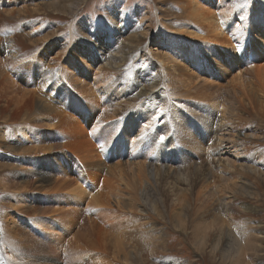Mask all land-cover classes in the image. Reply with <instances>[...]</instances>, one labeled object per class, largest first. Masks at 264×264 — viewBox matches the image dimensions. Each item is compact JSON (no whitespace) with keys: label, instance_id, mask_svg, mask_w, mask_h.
<instances>
[{"label":"rangeland","instance_id":"rangeland-1","mask_svg":"<svg viewBox=\"0 0 264 264\" xmlns=\"http://www.w3.org/2000/svg\"><path fill=\"white\" fill-rule=\"evenodd\" d=\"M67 1L0 0L1 18L5 17L6 13L8 15L6 16L8 19L3 18L2 22L0 21V38H2V33L3 35L7 34V36L11 38L13 44H15L17 50V57L15 55V57L10 58L7 54L8 52L0 48V74L2 73L0 80L4 78H9L11 80V82L10 80L4 81L6 85L5 89L7 88V90H3V84L0 82L2 86V88L0 86V95L1 92H6L5 95L8 94L15 97L16 94L18 95L16 97L22 98V94L39 84L41 77H37L36 73L40 74L41 72L39 70H42L44 74L51 72L50 74L53 76L56 74V71L59 72L61 81H63L64 84L61 85L57 78L55 84H58L57 87L59 89L65 88V90L70 93L69 98L72 99V101L76 100L74 103L70 104L71 107H68L65 111L69 112L70 116H62L61 118V115L58 116L53 114V116L56 117L53 121L54 127L49 130H46V127H43L42 123L38 121V118H41L42 115L48 117V114L43 113L35 117L36 111L32 112L34 108L37 110L35 106H32L34 107L33 109L32 107L29 109L30 113L28 114L30 118L25 116L28 114L24 115V110V112L22 111L23 114L20 112L21 115L19 118L17 116L14 117L13 110L17 106L15 104L9 105L5 108L4 112L0 113V134H4L3 137L2 134L0 135V163L3 165H0V184L13 185L8 190H4L0 185V205H2L0 206V222L5 215L8 220L16 222L18 227H21L31 237L41 243L49 244L51 245L50 247L54 245L57 246V244L53 242L57 238L60 240L62 247L64 245L73 246L71 238L73 235L72 233H76L77 227H79L82 222L79 211L83 210L86 203L79 204L77 209H75L77 214L74 215L75 218L71 222L73 225L72 228L69 229L64 227V221H69L73 217V215L69 217L65 213V210L71 208L73 203L66 197L70 196L71 193L61 186V175L65 174L72 175L74 178L78 177L73 170V165L77 164L79 169L85 172L90 182L91 189L95 185H92L93 182L90 181L89 172L94 171V174L96 173L99 176L98 185L100 179L105 178L104 182L109 184L111 189L117 188L119 191L123 192L126 191L124 189H127L128 192H130V188L124 187V182L120 180L119 171H121L125 177H130V171H128L126 165L136 159L142 158V160H144L146 157L144 153H146V151L143 153L140 149L148 147L155 142L153 146L154 151L148 154V158L156 157L162 153L166 154V173L168 176L166 173L165 176L157 172L155 175V183L158 184L156 187L165 203L163 209H166H164L163 212L165 213L166 211V213H168H165V216L168 219L169 217L176 219H170V221L165 224L162 220V216L160 218H158L159 216L154 217L157 220L151 222L155 224L156 230H160V232L163 231L161 234L162 236L159 235L158 237V232L154 234L153 231H148V229L144 227L137 226L138 223L142 225V221L148 220L145 218H142V220L141 218H136V220H134V218L132 219L125 213H122V215H124L123 217L130 222L121 216L120 225H122L120 226L117 223L119 221H117L115 222L117 227L115 225V227L112 226L114 229L109 226L105 232L106 238L108 239L105 238V241L102 242L103 249L109 253L110 262L107 264H129L123 259L125 252L124 245H128V248L133 251L141 250L142 252L140 253L141 261H136L135 259L134 262H131L133 264H146V261L147 264H170L171 262L177 264H234L233 262L236 258L233 260L232 258L224 257L221 245L216 250H211V245L213 243V237L211 235L212 227L217 224L220 220L218 218H221V216L214 211L209 213L206 212L204 215L192 214V210L194 204H196L194 202L196 199L195 197L199 192L208 191L206 190L207 188L211 190L210 187L213 188L217 185L218 191L215 194L217 196L222 192V189L224 190L227 188L223 184L219 174L220 170H218L217 167V154L219 155L217 151L219 150L217 146L218 142L209 135V129L211 123L212 130L216 127V119H213V117L219 118V115L224 113L221 106L224 104L223 97L225 96V92H229V90L231 91L234 88L237 89L238 84L236 76L238 68L244 66L247 55L250 56V59L255 65V71L251 73L252 79L257 84H264V44L260 43L262 48L258 54H256V47L251 50L247 44V42L252 44L254 42L257 43L260 39L264 42V0H239L242 6L241 13L243 16L238 17L239 15H237L233 17V26L237 23L236 25L240 30L237 34L235 33V35H232L234 37L228 35L226 30H224L222 34L213 32L211 30L212 27H209L210 23L208 24V22L204 20L189 18L187 15L189 11V0H79L78 4L75 3V5L77 4L76 8L72 11H68V7L66 6L62 9L60 8L61 10L52 6L54 4H59L60 7V5H66V3H68ZM196 3L205 9L209 8L211 10V12L208 13L209 15L217 13L214 7L205 3L203 0H197ZM45 4H49L50 9H48L49 5L47 6ZM13 9L17 11L14 12ZM12 12L14 14H12ZM179 25H181L183 29L179 28ZM148 26L150 30L146 32ZM183 26H193L195 32H191V35L187 34ZM123 27L124 29H122ZM219 27L220 28L216 30L217 32L222 30L221 26ZM235 31L237 32L238 30ZM244 37H246V39H244V44L248 46L247 49L239 46L242 50V55L240 57L237 53V48H235V54L233 53L231 44H238V39ZM122 39L130 40L132 44L139 43L134 56L128 59L127 63L122 66L118 72H113V70L111 72L107 68H102L103 70L98 68L100 62L91 60L93 55L95 58H98L96 49H98L99 46L104 47L107 44L116 45V42ZM1 42L0 39V44ZM45 49H49L50 51L45 53ZM62 49L63 54H61ZM57 53L62 55L61 59L56 61V63L52 62L50 67L53 69L48 71L49 69H47L43 63H46V59L56 56ZM79 54H81L84 59H82ZM226 56H233L232 61L235 59L236 62H238V67H233L227 63L224 60ZM68 59H70L69 62L66 61ZM31 60L34 61L36 65L30 63ZM169 63H171V65ZM223 66H225V68ZM164 71H166V74ZM141 75L157 78L155 80L157 83L155 87H157V89L155 87L152 89V93L154 94L153 97L157 99H154V101H151L149 104L145 102L144 98L132 99L129 101V103H131L128 105L118 104V101H115L117 99L116 94L127 89L134 81L138 80L140 82L142 80ZM201 78L205 79L206 83H212L210 84L211 86L216 88L219 87V91H217L216 95H219L218 93L222 94L220 99H217V101L219 100L218 102L197 97L195 96L196 94L189 89L191 87L190 85L197 83ZM173 84L175 86H172ZM183 84L185 85L183 86ZM8 85L11 87L14 95L9 94L11 89H9L10 87ZM231 85H235V87ZM169 87L171 88L167 90ZM172 87L177 90H172ZM15 88L16 91L18 90L17 93L20 91L18 94L13 90ZM204 88L206 89L207 86ZM208 89L209 88H207V92L209 91ZM188 92L190 94H186ZM243 95H246L244 97L245 102L246 100L247 102L250 101L249 103L252 102L250 99L248 100L246 98L248 93H244ZM5 99V96H0L1 106L6 104ZM165 101L166 104H163ZM53 102H59L58 95L54 96ZM249 103L244 105L245 110L243 109V112H239L242 115V122L236 126L235 130L252 135L249 137L250 139H247L248 142H245L247 147L246 152L248 153H246L247 155L245 154L246 158L242 157V159L245 161L250 159L253 160L252 162L256 160V166L262 167V169L260 167L259 172L256 171L255 175L253 174L250 179L256 180V182L253 181L255 183L259 181L262 183V181H264V175H262L264 173V118L261 116L258 107H256L254 103H252V105ZM226 110L229 112L228 109ZM230 112L229 114L231 115L232 113ZM32 118H34V121ZM34 123L37 124V126ZM201 125H203V127ZM150 126L152 128H149ZM143 127H145V129ZM146 128L148 133L151 132V136L147 141H144V137L148 134L145 133L147 131ZM87 131L88 133L91 131V134L87 135ZM142 131H144L145 135L143 134V136H140L142 135ZM122 133L124 138L121 136ZM234 136L232 137L235 138ZM76 139H78V141H76ZM86 139L87 141L89 139V145L86 144ZM73 141L75 142L71 147L66 145L67 142L73 143ZM79 142H81V144ZM138 142H144L140 149L137 146L139 144ZM122 143L124 145L121 146L122 149L118 153V150L114 149L115 144L121 145ZM34 144L47 145V148H45L47 151L21 152L22 149L31 147ZM215 149L216 151H213ZM168 152H171V155L168 154ZM67 153L70 155L69 158H65L64 156V154L67 155ZM92 153L93 155L95 154V157L93 155L91 156ZM258 154L260 155L258 156ZM240 161H242L241 163L244 162L243 160ZM120 164L121 166H119ZM235 165H237V162ZM107 166L118 167L115 170H113L114 167H109V169H111L110 171ZM120 168H122V170H120ZM194 168H196V170ZM236 168H238L237 171H241V173L244 172L243 166L238 165ZM123 170L126 172L128 171L129 174L125 171L123 172ZM108 171L110 172L108 173ZM42 175L47 176L48 182H43V184L39 186L40 190L36 187L37 189L30 188L19 191L22 187L28 186L29 183L33 185L32 183L39 181ZM181 177H183L186 185L181 184L180 182L182 181L177 180L182 179ZM238 179L239 178L236 177L234 178L235 181L233 180V182H231L228 188L230 193L227 195L226 199L230 200V206L233 208V211L230 209V214L232 211V216L229 214L231 217L230 219L234 220L232 221V225L233 222H238L240 224L241 222L238 220L242 221L243 219L242 222L248 221L247 229L249 228L251 233L246 235L247 237L244 236L241 238L242 240H246L247 238L250 239V245H252L250 249L242 253L243 256L241 259L244 260L242 264H264V251L256 247L257 241L262 240L260 231L262 229L264 230V183L259 185L263 186H261V188L257 185L260 182L257 184L252 183L253 187H255L252 188L253 193H255L252 199L245 193H241V182L240 179ZM192 180L193 183L196 182V185L192 184ZM202 181L204 183H202ZM236 181H239V183ZM187 183H189V185ZM232 183L236 184L232 186ZM212 184L213 186H211ZM206 185H208V187ZM200 186H202V188ZM219 187H222V189ZM17 188L19 189L16 190ZM84 188L86 190L90 189L87 187ZM199 188L206 189L200 191ZM189 189H191V192ZM228 189L224 191L228 192ZM219 190L221 191L219 192ZM262 192L263 196L261 195ZM239 194L242 198L238 197ZM45 195L50 196L49 201L46 199ZM182 196L185 198L188 196L184 201H190L188 206L190 219L188 216V218L185 217L189 221L186 219L179 220L181 208L179 206L182 205V202H180ZM178 198H180V200ZM231 198L234 199L235 202L237 201L238 204L243 199L244 202L256 205L257 210L255 214H252L254 212H243L238 207V204L234 203V200ZM15 200L24 205L34 207L37 210L30 208L28 210H31V213H25L16 210L17 207H15L14 209L6 211L7 206L11 205L10 202L14 203ZM211 202L215 204V202L210 201L208 206L213 209L216 204L213 206ZM169 205L177 207L171 208ZM1 208L4 209L2 210ZM56 208H60L65 216H61ZM206 209V207L203 209L202 207L200 208V210ZM110 210L117 212L114 201L111 202ZM33 211L36 212V217L39 215L35 221L41 223L42 227H38L32 220ZM39 211L46 212L39 213ZM169 212H172V214ZM176 213L177 216L175 215ZM87 214L91 216L93 215V211H88ZM77 216H79L78 219ZM240 216L243 217L241 218ZM204 217H206V220ZM224 218H222V220ZM226 219H228L231 224V220L229 218ZM111 221H115V219L112 218ZM172 221L174 222L172 223ZM170 222L172 224H170ZM218 223H220V221ZM31 226H34L35 229H32ZM83 227V232L87 233L88 230L85 229V226ZM160 227L166 228L162 229ZM144 230H146L148 234H146ZM69 232L71 234H69ZM237 232H241V230L238 229ZM204 235L205 239L201 243V238ZM146 237L148 239H146ZM163 238L167 239L165 240L167 247L164 249L163 244L165 241ZM117 240L118 242H116ZM1 258L4 262V257Z\"/></svg>","mask_w":264,"mask_h":264},{"label":"bare ground","instance_id":"bare-ground-1","mask_svg":"<svg viewBox=\"0 0 264 264\" xmlns=\"http://www.w3.org/2000/svg\"><path fill=\"white\" fill-rule=\"evenodd\" d=\"M65 1H67V0H65ZM196 1L197 0H189V11L187 13L189 18H194L196 20H204L205 22H208V24L210 23L209 27L211 26L212 27L211 30L213 32H216L217 34H220V33L222 34V32L224 30H226L228 35H230L231 37H234L232 35H235V33L237 34L240 31L238 26L236 25L237 23H235L234 26H233V23H232L234 16H237V15H239L238 17L243 16V14L241 13V11H242L241 7L242 6L240 5L239 0H203L205 3L211 5L212 7L215 8L217 13L214 14V15L213 14L209 15L208 13H210L211 10L209 8L205 9V8L201 7L200 5H198L196 3ZM67 2L68 3H66V5H60V7H59V4H54V3H53L54 5H52V6L54 8H56V9H60V8L62 9V8H64V6H66V7H68V11H72L73 9L76 8V5L79 3V0L78 1L68 0ZM75 3H77V4L75 5ZM45 5H47V4H45ZM48 9H50V5H49ZM13 11H14V9H13ZM15 11H17V10H15ZM12 14H14V13L12 12ZM4 16H5V14H4ZM6 16H8L7 13H6ZM6 16L1 18V15H0V18H1L0 21L2 22L3 18L4 19L5 18L8 19V17H6ZM219 26H221L222 30L217 32L216 30H218V28H220ZM183 27L185 28L184 30H186L187 34L191 35L192 34L191 32H195V28L193 26H189V27L183 26ZM179 28H182V26L179 25ZM122 29H124V27ZM149 30H150V28L148 26L146 28V32H149ZM235 30H238V31L236 32ZM136 32H138V31H136ZM131 34H132V31H131ZM148 35H149V33H148ZM245 35H247V34H245ZM246 37L239 38L238 39L239 43L236 44V45H234L233 43L231 44L232 49H233V53L235 54L234 51H235V48H237V53L239 54L240 57L242 55V50H241V48L239 46H241L243 48L245 47L247 49V46L249 45V48H251V50L254 47H256V49H255L256 50V54H258L261 51V48H262V45H260V43L264 44L262 39H260V40L258 39L259 41H257V43L254 42L255 44L254 43L252 44V43H248L247 42L248 45H246V44H244V39H246ZM0 39L2 41L1 44H0V48L2 50H6V52H8L7 53L8 56L10 58L15 57V55L17 54V50H16L15 44H13L11 38L9 36H7V34L3 35V33H2V38H0ZM130 40L129 41L128 40H123V39L122 40H118L116 42V45L112 44L113 46L112 45H108V44L106 46H104V47L103 46H99V48L96 49V52L98 54V58H95V56L93 55L91 57V60H97L98 62H100V65H99L98 68H101V69L102 68H107L111 72H112V70H113V72H115V71L118 72V70H120V68L127 63V60L134 56V54L136 53V51L138 49V44L139 43L132 44V41H130ZM49 49H45L44 50L45 53H48L50 51ZM61 54H63V49L61 51ZM61 54L57 53L56 56L51 57L49 59H46V63L44 62L43 64H44V66L47 69H49L48 71H50V69H53L52 67H50V64L52 62L56 63V61H59V59H61V56H62ZM79 56L82 59H84V57L81 54H79ZM16 57H17V55H16ZM165 59H167V58H165ZM224 60L227 63H229L230 65H232L233 67H238V62H236L235 59H234V61H232L233 60V56H226V57H224ZM66 61L69 62L70 59H68ZM168 62H170V61H168ZM30 63L36 65L34 63V61H32V60H31ZM169 64L171 65V63H169ZM166 65H168V64H166ZM223 67L225 68V66H223ZM254 67H255V65L253 64V61L250 59V56L247 55L246 56V62L244 63V66L242 68H238V73H237V76H236V81H237V84H238L237 89H235V88L233 89L232 88L233 90H231V91L229 89H227V90H229V92H227V91L225 92L224 95L226 97L225 96L223 97L224 104L221 106L222 109H223L222 111L224 113L222 115H219L220 116L219 118L213 117V119H216V122H215L216 123V127H215V129L212 130V123H211V127L209 129V131H210L209 135L212 138H214V140H216L218 142L217 146L219 147L218 148L219 150H217V151H218L219 155L217 154V156H218V158H217V167H218V170H220L219 174H220V177H221V179L223 181V184L227 187L224 190H227L229 188L231 182H233L234 178L237 177V178L240 179V182H241V184H240L241 187H242L241 188V191H242L241 193H245L250 198H252L253 195H255V193H253V191H252V188H255V187H253L252 183L254 184L256 182V180H250V179L252 178L253 174L255 175L256 171L259 172V169H260L261 166L260 167H257L258 165L256 166V163H257L256 160H254V162H252L253 160H250V159L249 160L247 159V161L242 159V157L246 158L245 154L248 153V152H246V150H247L246 148L247 147H246V143L245 142H248L247 139H250L249 137H251L252 135L244 134L243 132L236 131L235 128H236V126L239 123L242 122V115L239 112L240 111L243 112V109L245 110L244 105H246L247 103L250 102V101L247 102V100H246L247 103L245 102V98L244 97L246 95L244 96L243 95L244 93L245 94L248 93V96L246 98L248 100L250 99L252 101L249 104L252 105V103H254V105L256 107H258V110L261 112V116L264 118V84L263 85H261L260 83L257 84L252 79L251 73H253L255 71ZM175 68H177V67H175ZM101 69H99V70H101ZM38 70H39V68H38ZM39 71L41 72L40 74L36 73L37 77H41V79L39 80V84L37 86H35V87H32V89H30L29 91L27 90L26 93L22 94L21 95L22 98L16 97V96H18L16 94H15V97L10 96L8 94H7L8 95L7 96V95H5L6 92H4V91H3L4 93L1 92V95L3 97L5 96V98H6L5 99L6 104H3L2 106L0 105V113L4 112L5 108L8 107L9 105L15 104L17 106L13 110V114H14V117L17 116L19 118V116L21 115L23 110L25 111V112L23 111L24 115H25V114L30 113V111H29L30 107L35 106L37 110H35V108L32 107V109L34 108V110H32V112L36 111L35 117L36 116L38 117L39 115H42L43 113H47L48 114V117L46 115H42L41 118H38V121H40L42 123L43 127H46V130H49L50 128L54 127V122L53 121H54V119L56 117L53 116V114L58 115V116L61 115V118H62V116L63 117L64 116H70V113L69 112H65V111H66V109L68 107H71L70 104L74 103L76 100L72 101V99L69 98V94L70 93H68L65 90V88L59 89L57 87L58 84H55L56 78H57L58 82L61 85L64 84L63 81H61V75H60L59 72L56 71V74L53 76V75L50 74L51 72L47 71L48 73L44 74L42 72V70H39ZM164 72L166 74V71H164ZM1 74H0V78L2 76ZM5 74H7V73H5ZM110 75H111V73H110ZM141 76H142V78H141L142 80L140 82L138 80H136L127 89H124L122 92L116 94V98L117 99L115 101H118V104H120V105L121 104L128 105V104L131 103V102L129 103V101H131L132 99L136 100L138 98H144L145 102H147L149 104V103H151V101H154V99H157V98L153 97L154 94L152 93V89L155 86H157V83L155 82V80L157 78L155 79L153 77L144 76V75H141ZM167 76H168V74H167ZM159 78H161V77H159ZM172 78H174V77H172ZM6 80L9 81L10 79L9 78H4V79L0 80L1 84H3L2 86L4 87L3 90H7V88L5 89L6 85L4 84L5 83L4 81H6ZM158 81H159V79H158ZM169 81H171V80H169ZM176 81H177V79H176ZM10 82H11V80H10ZM263 82H264V78H263ZM160 83H158V84H160ZM170 84H172V83H170ZM174 84L172 86L176 85V84L175 85ZM190 84H191V82H190ZM210 84H212V83H206L205 79L201 78L200 80H198L197 83H195L193 85H190L191 87L189 89H191L194 92V94H196L195 96H197V97H201V98L212 100V101L216 102L217 99H220V96H221L222 93L221 94L218 93L219 95H216L217 91H219V89H218L219 87L216 88V87L211 86ZM163 85H164V82H163ZM180 85H181V83H180ZM184 85L185 84H183V86ZM2 86H1V88H2ZM203 86L204 87L207 86V88H209L208 89L209 91L207 92V88L205 89ZM231 86H233V85H231ZM233 87H235V85ZM16 88H18V87H16ZM16 88L13 89V90L16 91ZM155 88L157 89V87H155ZM170 88L171 87L167 88V90L170 89ZM185 88L188 89L187 87H185ZM226 88H228V87H226ZM9 89H11V87ZM24 90H26V89H24ZM172 90H177V89L173 88ZM17 91H16V93H17ZM20 91H21V87H20ZM182 91H183V89H182ZM11 92H12V89H11ZM11 92L9 94L12 95L13 92L12 93ZM181 94H183V93H181ZM186 94H190V93L188 92ZM56 95L59 96V102L58 103H54L53 102V98ZM171 95H172V93H171ZM78 104H79V102H78ZM163 104H166V101ZM165 107H166V105H165ZM226 109H228L229 112L231 111L230 113H232V114L230 115L229 112H227ZM25 116L30 118L29 114L25 115ZM34 118H32L33 121H34ZM47 118H48V120H47ZM208 118H206V119H208ZM24 119H27V118H24ZM206 119H205V121H206ZM230 119H231V121H230ZM35 125L37 126V124H35ZM151 126L149 128L153 127V126L152 127ZM201 126L203 127V125H201ZM143 128L145 129V127H143ZM147 128H146V130H147ZM144 131H142V133H141L142 135H140V134L139 135L143 136ZM145 133H148V130ZM1 134H2V137H3L4 134L3 133H1ZM86 134L87 135L91 134V131L89 133L87 131ZM84 135H85V133H84ZM121 136L124 138L123 133L121 134ZM150 136H151V132H149L144 137V141H147L150 138ZM232 136H234L235 138H233ZM136 138H140V137H136ZM252 138H254V137H252ZM141 139H142V137H141ZM76 141H78V139H76ZM88 141H89V139H88ZM88 141L86 139L87 143L85 141L84 142L87 145H89ZM74 142L75 141H73V143L67 142L66 145L71 147L74 144ZM79 143L81 144V142H79ZM79 143H78V145H79ZM143 143L144 142H141V143H139L137 145L139 149L142 148ZM253 144H254V141H253ZM90 145H91V143H90ZM123 145H124L123 143L121 145L120 144H118V145L115 144L114 149L118 150V153H119L121 151V149H122L121 146H123ZM154 145H155V142L150 144L148 147L140 149L143 153L146 151V153H144L145 156H146L144 158V160H142V158L141 159H136L135 161H132L131 163L126 165L128 167V171H130V174L128 173V171L127 172L125 171L127 169L123 170V172L125 171L126 173H128L130 175V177L128 176L129 180H128L127 176H126L127 177L126 178L125 175H123V173L121 171H119V178H120V180L122 182H124L123 183L124 187H126V188L128 187V189L130 188V192H128L127 189H124V190H126L124 192H127V193H124L123 191H119L117 188L111 189V186L104 182L105 178L104 179H100V182H99V185H98L99 176L96 173L94 174V171L89 172L90 181L93 182L92 185H95L91 189L90 188L91 187L90 186V182L88 181L85 172L83 170H80L79 167L77 166V164L73 165V170H74V173L78 177L74 178V176L72 177V175H65V174L61 175V180H62V185L61 186H63V188H65L68 192L71 193L70 196H66V197H67V199H70V201H72V203H73V205H71V208H69L68 210H65V213L69 217L70 216L72 217V215H73V217L69 221H64V227L69 228V229L72 228L73 225H72L71 222L75 218L74 215L77 214L75 209H77L79 204L81 205V204L86 203L84 208H83V210L79 211V213L81 214V217H82V222L80 223L79 227H77L76 233L75 234L72 233L73 235H72L71 238H72L73 246H65L64 245L62 247V245L60 244V240L57 239V238L53 241L54 243L57 244V246L54 245L53 247H50L51 245H49V244L41 243V242L35 240L33 237H31L21 227H18L16 222H14L12 220H8L5 217V215H4L2 217L1 222H0V264H5V263L6 264H107V263L110 262L109 261V253L106 250L103 249L102 242L105 241V238H106V233H105L106 229L109 226L115 227L116 226L115 222H117V221H119L117 223L120 225V217L121 216H122V218H125V217H123L124 215H122V213H125L126 215L130 216L132 219L134 218V220H136V218H141V220H142V218H145L148 221H142L141 222L142 225H139V223H138L137 226L144 227L145 229H148V231H153L154 234H157V232H158L159 234L157 236L159 237V235H161L163 233V231L160 232V230H156L155 224H153V222H151V221L157 220L154 217H158L159 216L158 218H160L162 216V220L164 221L165 224H167L168 221H170V219H172V218L169 217V219H168L165 216L166 211H165V213L163 212V210L166 209V208L163 209L165 203H164V201L162 199V195L159 194V190L156 187V185L158 186V184L155 183V181H156L155 180V175H156L157 172L159 174H162V175H165V176L167 174L166 173V170H167L166 169V160H165L166 154L162 153L161 155H158L156 157L154 156L153 158L149 159L148 158V156H149L148 154L150 152L154 151V148H153ZM46 146L47 145L34 144L31 147L22 149L21 152L30 153V152H37V151H47V149H45V148H47ZM74 148H76V147H74ZM211 148H215V147H211ZM213 151H216V149L213 150ZM68 154L69 153H67V155L64 154L65 158H69L70 157V155H68ZM168 154L171 155V152H168ZM92 155H93V153L91 154V156ZM259 155L260 154H258V156ZM93 156L95 157V154ZM240 160H243L244 164L241 163L242 161H240ZM236 162H237V165H235ZM119 163H121V162H119ZM121 164L119 166H121ZM123 164H124V162H123ZM0 165H2V164L0 163ZM116 165H118V164H116ZM238 165L244 167V170H243L244 172L243 173H241V171H237L238 168H236V166H238ZM109 167H108V169H109ZM111 167H114V166H111ZM117 167L116 168L114 167L113 170L117 169ZM122 168H120V170H122ZM194 169L196 170V168H194ZM261 169H262V167H261ZM109 170L111 171V169H109ZM89 171H90V169H89ZM110 171H108V173ZM191 171H192V169H191ZM116 172H117V170H116ZM62 173H64V172H62ZM113 173H114V171H113ZM258 175H259V173H258ZM262 175H264V173ZM167 176H168V174H167ZM181 178L182 179H177V180L182 181L180 183L186 185V183H184L183 177H181ZM184 178H185V176H184ZM195 178H197V177H195ZM47 180H48L47 176H43L42 175V176H40L39 181L32 183L33 185H30V183H29L28 186L22 187L21 189L17 188L16 190L19 189V191H24V190H27V189H30V188H36V187L40 190L39 186H41L43 184V182H48ZM195 180H197V179H195ZM259 180H260V178H259ZM79 181H81V182H79ZM198 181H199V179H198ZM253 181H255V182H253ZM190 182H191V180H190ZM207 182L209 183V181H207ZM236 182L239 183V181H236ZM259 182H257L259 184H257V183H255V184H257L258 187L261 188L262 185L261 186H259V185L264 183V181H262V183H261V181H259ZM195 183H193V180H192V184H195ZM202 183H204V182L202 181ZM123 184H121V185H123ZM187 184L189 185V183H187ZM199 184H201V183H199ZM209 184H211V183H209ZM234 184H236V183H234ZM234 184L232 186H234ZM0 185H1V187L4 190H6V189L8 190V189H10L11 186H13L11 184H0ZM257 185H256V188H257ZM31 186H33V187H31ZM83 186L87 187V188H90V189L86 190ZM206 186L208 187V185H206ZM211 186H213V184ZM121 187H123V186H121ZM121 187H120V189H121ZM200 187L202 188V186H200ZM203 187H204V185H203ZM210 188H211V190L208 189V188L207 189L205 188L208 191H202V192H199V193H198V191H199L200 188L198 189V191H197L198 194L195 197L196 201L194 200V202L196 204H194V206H193L192 214H198V215L203 214L204 215L206 212L209 213L211 211H214L217 214H219L221 216V218H218V219H220L219 220L220 223H218L219 221L217 220L218 221L217 224L214 225V227H212L213 229L211 228L212 229V234L211 235L213 237V243L211 245L212 246L211 250L212 251L216 250L221 245L222 250L224 252V257L232 258L233 260L236 258V260L233 263L234 264H242V262L244 261L243 259H241V257L243 256L242 253L246 252L245 250L250 249L252 247V245H250L251 244L250 239H248V238H247L248 240L247 239L246 240L245 239H243V240L241 239L244 236H246L248 234H251L250 233V229L249 228L247 229V224H248L247 222L248 221L242 222L243 221V219H242V221L238 220L239 222H241L240 224L238 222H235V223H238V224L234 225L235 223L233 222V225H232V221H234V220L230 219L231 217L229 216V214H230V209H232V211H233V208H231V206H230V202H229L230 200L226 199L227 195L230 193L229 192L230 190L228 189V192H227V191H224L222 189V187H219L220 189H222V192L216 196L215 194L218 191V186L216 185L213 188L212 187H210ZM205 189H200V191L201 190H205ZM13 190H15V189H13ZM190 190L191 189H189V191ZM220 191L221 190H219V192ZM236 191H237V188H236ZM256 191H257V189H256ZM187 192H188V190H187ZM258 192H261V191H258ZM46 193H48V192H46ZM185 193H186V191H185ZM261 195L263 196V192H262ZM20 196H23V195H20ZM45 197L49 201L50 196L49 195H45ZM229 197H230V195H229ZM238 197H240V194L238 195ZM243 197H245V196H243ZM258 197L260 198L259 195H258ZM186 198L184 196H182L181 200H180V198H178L180 200V202H182L181 203L182 205L180 204L181 206H179V207H181L180 208V213H179V217H180L179 220H182V219L185 220L186 218L189 217L188 206H189V202L190 201L189 202L184 201V200H186ZM240 198H242V197H240ZM232 200H234V199H232ZM112 201H114V206L116 207L117 212L110 210ZM210 201H213L216 204L215 205V204H213L211 202L213 204V206L215 205L213 209H212V207L210 208V206H208ZM255 201H257V200H255ZM166 202H167V200H166ZM234 203L238 204L237 201L235 202V200H234ZM10 204L11 205L7 206L6 211H8L10 209H14L15 207H17L16 210H19V211H22V212H25V213H31V210H28V209L34 208V207H31V206H28V205H24L21 202H18L17 200H15L14 203L10 202ZM0 206H2V205H0ZM10 206H12V207H10ZM169 206H171V208H176L177 207V206L176 207H172V205H169ZM201 207H202V209L205 208V207L207 209L206 210H200ZM238 207L243 212H254L252 214H255V211L257 210L256 205L250 204L248 202H244L243 199L238 204ZM34 209L37 210L36 208H34ZM56 210L58 211V213L61 214V216H65L63 214V212L60 210V208L59 209L56 208ZM88 211H93V215H91V216L88 215L87 214ZM159 211L161 212V214H160ZM170 211H172V210H170ZM176 211H178V210H176ZM232 211H231V214H232ZM44 212H46V211H43V212L39 211V213H44ZM173 212H174V210H173ZM169 213L172 214V212H169ZM166 214H168V213H166ZM37 215H38V213H37ZM173 215H174V213H173ZM175 215L177 216V213ZM203 215H201V216H203ZM37 217H39V215ZM37 217H36V212L33 211L32 217H31L32 220L35 222V224L38 227H42L41 223H38V222L35 221V219ZM78 217L79 216H77V219H78ZM151 217H153V218H151ZM224 217L229 218L231 220V224L229 223L230 221H228V219H226ZM112 218H114L115 221H111ZM131 218H130V220H131ZM205 218L206 217H204V219ZM222 218H224V219L222 220ZM149 219H150V221H149ZM175 219L176 218H174L172 220H175ZM189 219H190V217H189ZM125 220H128V219L125 218ZM158 221H160V220H158ZM187 221H189V220H187ZM134 222H136V221H134ZM173 222L174 221H172V223ZM211 222H212V220H211ZM172 223L170 222V224H172ZM156 225H158V224H156ZM83 226H85V229L88 230L87 233L83 232V229H84ZM165 226H167V225H165ZM207 226H209V225H207ZM134 227H135V225H134ZM168 227H169V225H168ZM31 228L35 229L34 226H31ZM160 228H162V227H160ZM163 228H166V227H163ZM238 229H240L241 232H237ZM251 229H252V227H251ZM170 230H171V228H170ZM177 231H179V230H177ZM70 232H69V234H71ZM144 232L146 234H148V232L146 230H144ZM144 232H142V233H144ZM260 237H261L262 240L257 241L258 243H257L256 247L260 248L261 250L264 251V244H263L264 230L263 229L260 231ZM106 239H108V238H106ZM146 239H148V238L146 237ZM204 239H205V235L201 238L200 242L202 243V241ZM165 240H167V239H164V241ZM174 240H175V238H174ZM154 241H156V240H154ZM116 242H118V240ZM165 247H167L166 246V241L163 244V249ZM124 250H125V252H124L123 259L125 260L126 263L133 264L131 262L132 261L134 262L135 259H136V261H138V260L141 261V259H140V256H141L140 253H142L141 250L140 251H133L132 249L128 248V245H124ZM120 251H121V249H120ZM150 253H151V251H150ZM1 257H4V262L2 261ZM145 263L147 264V261ZM170 264H177V263L171 262Z\"/></svg>","mask_w":264,"mask_h":264}]
</instances>
